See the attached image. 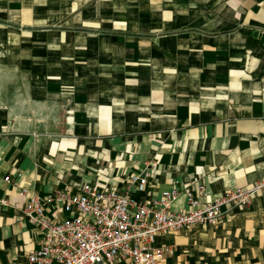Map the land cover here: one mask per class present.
<instances>
[{
    "label": "crops",
    "instance_id": "crops-1",
    "mask_svg": "<svg viewBox=\"0 0 264 264\" xmlns=\"http://www.w3.org/2000/svg\"><path fill=\"white\" fill-rule=\"evenodd\" d=\"M262 179L264 0H0V264L40 247L22 187L204 183L209 202ZM158 244L167 264H264V192Z\"/></svg>",
    "mask_w": 264,
    "mask_h": 264
},
{
    "label": "built area",
    "instance_id": "built-area-1",
    "mask_svg": "<svg viewBox=\"0 0 264 264\" xmlns=\"http://www.w3.org/2000/svg\"><path fill=\"white\" fill-rule=\"evenodd\" d=\"M150 173L146 169L132 174V184L143 189ZM10 177L7 176L6 180ZM129 190L104 187L92 183L70 184L52 193L41 195L22 187L26 197L25 218L41 234L40 247L28 254L32 264H167V244H158V237L170 231L204 224L221 223L230 207L247 206L258 193L264 192V179L252 187L235 186L213 201L203 202L204 183L194 190L171 185L152 202L137 200ZM184 194L187 207L172 208ZM54 206L69 214L56 219L47 214Z\"/></svg>",
    "mask_w": 264,
    "mask_h": 264
}]
</instances>
